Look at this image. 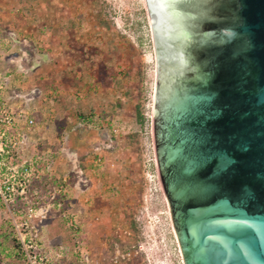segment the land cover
Segmentation results:
<instances>
[{"label": "rangeland", "instance_id": "374dc122", "mask_svg": "<svg viewBox=\"0 0 264 264\" xmlns=\"http://www.w3.org/2000/svg\"><path fill=\"white\" fill-rule=\"evenodd\" d=\"M156 82L144 0H0V119L7 113L26 131L34 121L30 146L13 154L14 164L36 150L43 159L29 195L14 205L44 207L65 192L56 197L61 210L28 230L42 250L71 245L66 216L74 214L95 256L111 257L117 233L127 231L122 240L145 245L151 264H184L159 177ZM18 243L0 198V264H27Z\"/></svg>", "mask_w": 264, "mask_h": 264}, {"label": "water", "instance_id": "95a60500", "mask_svg": "<svg viewBox=\"0 0 264 264\" xmlns=\"http://www.w3.org/2000/svg\"><path fill=\"white\" fill-rule=\"evenodd\" d=\"M220 1L144 0L159 177L184 264H264V0Z\"/></svg>", "mask_w": 264, "mask_h": 264}, {"label": "built area", "instance_id": "2783aa9c", "mask_svg": "<svg viewBox=\"0 0 264 264\" xmlns=\"http://www.w3.org/2000/svg\"><path fill=\"white\" fill-rule=\"evenodd\" d=\"M0 123V198L6 202L8 211L13 215L14 227L18 233V240L27 264H61L63 261L69 260L71 256L74 257L75 264H151L150 256L145 252V245L136 243L127 246L122 240L123 236H131V233L127 231L117 233L121 244L115 245L111 257L105 260L98 255L95 256L88 244L81 238L78 219L74 214L66 216L69 228L74 232L71 245H60L51 251L42 250L35 236L28 230L34 229L31 225L32 222L38 218L42 221L54 208L61 210L63 205L56 200V197L65 192L59 189L51 194L50 201L44 207L38 203L24 208L14 205L17 199H23L29 195L32 173L42 164L43 159L38 155L37 150L31 159L23 160L21 165L14 164L16 160H14L15 157H12L15 152L20 155V151L23 152L30 146L27 131L31 132L33 129L34 121L32 119L26 124L27 131L17 127L7 113L0 119ZM50 166L51 164H48V169ZM12 198L16 199L13 201Z\"/></svg>", "mask_w": 264, "mask_h": 264}, {"label": "flooded vegetation", "instance_id": "af4514ba", "mask_svg": "<svg viewBox=\"0 0 264 264\" xmlns=\"http://www.w3.org/2000/svg\"><path fill=\"white\" fill-rule=\"evenodd\" d=\"M233 1H235V4H236L237 0H233ZM220 2H221V4L218 7V9L216 10V14L218 16H220V17L221 16L223 17L224 15L230 13L229 6H228L229 5V0H221ZM210 19H212V18H210Z\"/></svg>", "mask_w": 264, "mask_h": 264}, {"label": "trees", "instance_id": "16d2710c", "mask_svg": "<svg viewBox=\"0 0 264 264\" xmlns=\"http://www.w3.org/2000/svg\"><path fill=\"white\" fill-rule=\"evenodd\" d=\"M80 132H81V130H78L77 132H75L74 134H72V137H75V134H77V133H79L80 134ZM77 136H79V135H77ZM85 137V136H84ZM74 140V139H73ZM78 140H81V142L83 143V144H87L88 143V141L85 139V138H79ZM18 246H20L19 245V243L17 244ZM11 251V249L9 248V247H4L2 250H1V252H8V251ZM14 252V251H13ZM12 255V253H8L7 254V256H11Z\"/></svg>", "mask_w": 264, "mask_h": 264}, {"label": "crops", "instance_id": "0c3cea01", "mask_svg": "<svg viewBox=\"0 0 264 264\" xmlns=\"http://www.w3.org/2000/svg\"><path fill=\"white\" fill-rule=\"evenodd\" d=\"M36 148H37V147H36ZM37 153H38V151H37ZM65 262H66V260H65V261H63L62 263H65ZM62 263H61V264H62Z\"/></svg>", "mask_w": 264, "mask_h": 264}]
</instances>
